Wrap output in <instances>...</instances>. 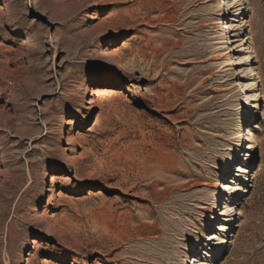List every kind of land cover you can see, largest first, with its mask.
<instances>
[{
    "label": "rangeland",
    "instance_id": "1",
    "mask_svg": "<svg viewBox=\"0 0 264 264\" xmlns=\"http://www.w3.org/2000/svg\"><path fill=\"white\" fill-rule=\"evenodd\" d=\"M225 2L0 0V264H264V0Z\"/></svg>",
    "mask_w": 264,
    "mask_h": 264
},
{
    "label": "bare ground",
    "instance_id": "2",
    "mask_svg": "<svg viewBox=\"0 0 264 264\" xmlns=\"http://www.w3.org/2000/svg\"><path fill=\"white\" fill-rule=\"evenodd\" d=\"M216 1V0H215ZM240 2H241V5H243V4H246L247 2H248V0H239ZM217 2H219V4H218V6H219V9H220V11L221 10H224L225 9V7L226 6H228V4L225 2V0H217ZM251 6H246L245 7V11H247V12H249L250 10H251V8H250ZM247 9V10H246ZM218 23H220V21L218 22ZM223 24H224V22H223ZM246 24H247V21L245 20V19H243V26H246ZM225 28H227V27H225ZM119 32V31H118ZM119 33H121V32H119ZM167 41V40H166ZM179 46V45H178ZM191 47H193V46H191ZM188 49V48H187ZM193 50V49H192ZM249 51H250V56H249V60H251L252 59V63L250 64V66H251V71H253L254 72V74H253V77H252V85H253V87L255 88V90H257L256 91V95H257V98L256 99H251L252 101H250V97L249 96H246V98H245V100H247V105L251 108V109H255V108H258V101H260V100H264V93L262 92V91H260V89H259V85H260V83H261V80H260V72H258V69H256L257 67H252L253 66V62H254V53H253V48L250 46L249 47ZM144 53V52H143ZM193 53V52H192ZM178 54V53H177ZM185 54V53H184ZM191 54V53H190ZM142 55V54H141ZM183 55V54H182ZM182 55H180V56H182ZM187 55V54H186ZM227 64H226V66L227 67H231V66H233L232 68H230V69H232V70H235L236 68H234V65L237 63L236 62V58L234 57V55L233 56H230V55H228V57H227ZM119 66L121 67V69H125L126 67H125V65H124V63L123 62H120L119 63ZM141 67V66H140ZM142 68V67H141ZM145 69V68H144ZM227 70V69H226ZM235 73V71H233V74ZM236 74V73H235ZM234 78V77H233ZM259 109H261V105H260V108ZM247 136H248V138H247V141H252L254 144L257 142V140H258V138L256 137L257 135H256V132H254V133H252V131H253V129L252 128H250V129H248L247 128ZM244 133V130H240V131H238L237 132V134H238V136H237V139H239L241 136H242V134ZM234 151H239V149L237 148V146L236 147H234ZM226 171H228V170H226ZM230 173H232V172H230ZM221 185H222V182H218V184L216 185L217 186V188L218 189H220V187H221ZM241 188L239 187V190H240ZM243 190V189H242ZM241 191V190H240ZM244 191V190H243ZM242 192V191H241ZM211 210H213V211H217V207H216V204H214L212 207H211ZM233 211H235L234 209H233ZM237 214H238V211H237ZM214 214L211 212L210 214H209V217H210V221L211 222H213L214 221ZM229 240H227L225 237H221L220 239H219V242H218V246L219 245H221V244H223V243H226V242H228ZM209 244V243H208ZM195 247H199V246H196L195 245ZM98 250V249H97ZM104 250V249H103ZM110 250V249H109ZM100 252V251H99ZM105 254V253H104ZM196 257H198V256H191L190 257V261H191V259H193V263H195V262H198L199 261V259L198 258H196Z\"/></svg>",
    "mask_w": 264,
    "mask_h": 264
}]
</instances>
